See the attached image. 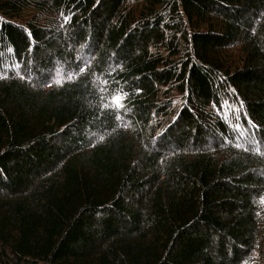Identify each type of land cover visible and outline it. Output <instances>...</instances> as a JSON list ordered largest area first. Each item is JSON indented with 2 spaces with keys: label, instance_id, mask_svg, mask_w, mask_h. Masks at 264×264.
<instances>
[{
  "label": "trees",
  "instance_id": "16d2710c",
  "mask_svg": "<svg viewBox=\"0 0 264 264\" xmlns=\"http://www.w3.org/2000/svg\"><path fill=\"white\" fill-rule=\"evenodd\" d=\"M0 77V264H264V0H0Z\"/></svg>",
  "mask_w": 264,
  "mask_h": 264
},
{
  "label": "snow or ice",
  "instance_id": "6c2138e0",
  "mask_svg": "<svg viewBox=\"0 0 264 264\" xmlns=\"http://www.w3.org/2000/svg\"><path fill=\"white\" fill-rule=\"evenodd\" d=\"M65 19L67 20V17H66ZM86 70H87L86 67H80V68H79V73H80V74H83V73L86 72ZM3 78H5V77H0V79H3ZM20 78H21V79H24L23 76H21ZM68 80H69V81H72V75H69V76H68ZM56 83H57V84H60L61 81H60V80H57ZM140 91H141L140 89H137V93H139ZM123 99H124V97H123L122 95H119V94H117V95H113L112 98H111V100H112V104H114L117 108H123V107H124V105H123ZM116 119H120V117L117 116ZM100 139L103 140L104 137H100ZM236 147L239 148L240 145L237 144ZM255 151H256V153H257L258 155H264V152H261V149H260L259 147H257V148L255 149ZM261 203H264V198L261 199Z\"/></svg>",
  "mask_w": 264,
  "mask_h": 264
}]
</instances>
